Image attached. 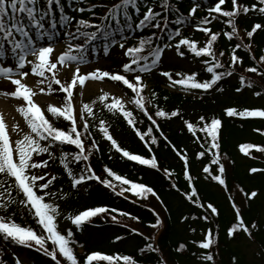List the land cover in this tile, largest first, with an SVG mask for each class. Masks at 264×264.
<instances>
[{"label":"trees","instance_id":"1","mask_svg":"<svg viewBox=\"0 0 264 264\" xmlns=\"http://www.w3.org/2000/svg\"><path fill=\"white\" fill-rule=\"evenodd\" d=\"M117 2L118 0H85V3L79 5L85 8L95 5L93 9L95 16L88 11L72 12L70 8L69 12L77 19H92L99 23V18ZM151 2L154 10L161 13V17L158 18L161 28H156L155 22L143 30L127 29L125 26V31L122 33L117 31L114 38L105 40L98 34L96 40L85 45L84 55L91 58L97 55L105 58L110 50V56L106 59L111 65L107 68L114 70L120 68L123 58L117 47L119 45L111 43L113 39L124 42L126 47H138L141 39L153 38V42L146 45L139 55L147 56L149 59L146 62L150 65L154 59L152 53L157 48L161 51V57L150 71L138 73L141 76L140 84L146 85L142 88L140 97L127 90L124 84L119 86L129 98L130 102L120 100L124 109L132 112L134 124L130 125L121 111H109L105 106L113 102L114 96L107 95L105 101L100 100L103 95L91 97L85 102L92 106L94 112V116L84 117L89 121L88 133H84L83 120L78 121L86 148L84 154L88 155V160L79 162L73 160L72 154L79 151L74 145L55 144L51 149L53 156L49 160L48 167L32 169L31 174H46V180L50 176L56 177L50 188L43 190L53 192L55 196H45V201L58 205V215L55 217L57 230L67 235L68 230L71 229L73 233L71 239L74 241L71 247L77 256L78 264H86L87 256L93 252L114 257L129 255L136 259L138 264H264V171L251 172L252 168L264 169V152L258 150L259 147H264V117L242 118L239 115L229 117L225 111L229 107L238 111L264 110V61L260 60L264 55V14L256 10L264 5L260 4V0H237L239 6L249 7L251 10L245 14L241 7L239 14L231 18L237 27V35L229 40L224 33L231 31V27L226 23L230 18L223 17L219 13L210 15L208 12L218 0H168L172 6L169 11L161 7L163 0H151ZM65 3L67 4V0ZM197 5L199 7L195 15H189L191 8ZM253 5L256 8H253ZM221 7L225 11L232 10L231 0H225V4ZM145 10L142 8V13ZM165 16L166 28L163 20ZM180 16H183L186 22L174 23ZM141 18L142 14L134 15L137 23ZM205 18L211 22L201 24L200 22ZM258 23L262 28L257 29L251 38L247 37V31ZM204 27L210 28L211 32L220 33L212 45L214 55L196 56L187 45L176 47L181 39L194 41L197 48L205 46L210 33L200 30ZM177 30L181 32L179 37L175 36ZM58 32L66 41V33L60 29ZM124 37L127 39L125 40ZM237 43L242 46L236 48ZM168 50H173L174 53L169 55ZM233 51L240 57L237 63H232ZM180 52L184 55H180ZM221 52L224 53L222 56ZM119 61H122L120 65ZM216 61H219L223 67L216 68L215 71L224 72L225 75L208 90L173 84L163 75L164 72H169L173 79L178 80L181 78L178 73L184 76L195 74L197 82H204L211 79L212 73H209L207 68L212 67ZM143 63L145 61H141V64ZM250 68H256V72L248 71ZM228 72L232 74L227 75ZM130 73L128 79L135 81L137 72ZM51 86V93L63 101L59 88L52 83ZM257 92L260 95H256ZM141 97L143 110L135 104V100ZM158 110L169 115L157 116ZM176 110L179 111V115L171 116L170 113ZM149 116L152 117L151 120ZM200 116H204L209 122L213 118L222 121L216 141L219 144L218 149L212 148L211 137L206 132L200 131L203 125V122L199 121ZM47 119L54 126L64 130L71 125L63 117L57 118L52 114H48ZM101 119L105 121L109 134L123 150L146 159L154 157L158 166L153 168L150 165H142L118 152L101 132L99 127ZM186 120L196 125L195 134L188 131L184 123ZM137 131L144 134L143 140L137 135ZM153 137L156 139L155 143H152ZM93 140L95 147H92ZM243 144L258 147L248 149V154H245L240 150ZM63 152L69 153L68 167L77 178L82 174L88 176L95 173L101 180L111 181L115 191L96 179H86L73 187L72 179L60 163ZM201 152L205 155L200 156ZM182 156L187 157V167ZM33 159L34 161L48 159V154L41 156L34 154ZM214 159H218L219 163H212ZM220 165L225 169L222 174L225 181L223 185L212 179L213 175L220 174ZM88 167L92 172L86 171ZM205 167L209 168L208 172H204ZM106 168L132 183L151 187L155 195L149 193L150 200L145 195L137 196L134 191L128 190L131 189V183L123 184L113 176H109ZM164 169H168L171 175L166 174ZM186 172L191 180L185 175ZM0 179H6L5 188L9 184L13 185L10 190L11 199L19 201L23 198L14 186V178L0 176ZM193 187L197 192L194 199L198 203H193L185 194L190 195ZM121 188L126 190L122 195H117ZM253 191L257 195L249 198ZM235 194H239L242 198L241 202ZM0 198H2L0 202H8L9 192L0 188ZM209 203L216 207V214L207 208ZM200 204L204 206L201 207ZM233 204L239 209L245 224L249 226L251 236L243 230H238L229 237L228 230L237 223L236 208ZM95 207H105L109 211L91 217L79 228L68 219L70 215L74 216ZM112 209L117 211H111ZM33 212L34 209L29 211L19 203L9 204L7 210L0 208V215L32 228L38 235L46 236L38 223V217H35ZM113 216L116 217L115 221L112 219ZM205 216L208 217L207 220L204 219ZM157 217L161 223L154 228L152 225L155 224ZM253 223L257 225L254 229L251 228ZM209 232L212 238L209 249H202L194 243L205 240ZM149 243L158 250L147 254L141 253L140 249L145 248ZM247 243L254 247L252 257L246 250ZM181 244L186 248L177 251ZM46 247L51 251L52 243L47 241ZM207 253L213 255V261H205L202 258ZM23 256L25 259L22 258ZM57 258L61 260V264H68L59 253ZM0 264H56V262L45 255L43 250H38V246L19 245L5 240L0 235ZM93 264H108V262L98 260ZM114 264H123V262L117 261Z\"/></svg>","mask_w":264,"mask_h":264},{"label":"snow or ice","instance_id":"2","mask_svg":"<svg viewBox=\"0 0 264 264\" xmlns=\"http://www.w3.org/2000/svg\"><path fill=\"white\" fill-rule=\"evenodd\" d=\"M85 3V0H0V78H6L15 85V90L12 92H3L0 93L5 96H11L17 99L22 98L25 104L20 106L17 111L24 117L27 122V125L30 129L29 134H25L22 139H17L14 144L10 139L7 125L2 115H0V176L5 178H14V186L18 189L19 193L22 194L23 198L19 201L13 200L10 197V190L13 187L12 184H9L5 188L6 179H0V188H3L5 192H9L8 202H0V208L7 210L9 204L19 203L25 208H28L29 211L34 209L32 213L35 217H38V223L43 227L44 231L47 233V236L38 235L32 228L22 226L19 223H16L15 220L11 218H6L5 216L0 215V235L3 236L5 240H10L19 245H24L28 247L38 246V250H43L45 255L50 256L56 264H61V260L57 258V253L60 254L68 264H78L77 256L74 254L73 247L71 245L74 243L72 238L71 229L68 230L67 235L61 234L57 230V224L55 222V217L58 215V205L54 203H49L45 201V196H55V193L50 191H43L50 188L53 181H55V176H50L47 180L45 175L31 174L32 169L47 168L49 160L53 156L51 149L55 144H68L74 145L79 151L72 154L73 160L79 162L81 160L87 161L88 155H85L86 152L84 141L82 140V133L77 130V117L74 115V109L72 104V89L77 85L83 86L88 80H102L105 77H109L112 81L122 82L127 88L131 89L136 93L137 97H140V93L143 87L146 85L140 84L141 76L138 74L140 72H147L151 70V67L159 62L161 57V51L159 48L154 50L152 55L154 59L152 60L151 65L146 61L149 59L147 56L139 55L145 49L146 45H149L153 42V38L149 37L147 40L141 39L139 41L138 47H129L127 48L126 55L131 57L130 63H125L123 65V71L125 73L137 72L135 76V81H130L125 75L119 73L112 74L108 71H100L97 69L95 72H91L87 75H80L79 68L76 69V74L73 76L71 83L61 84L59 79L55 78L53 74L52 79L56 84L60 85V90L66 93L64 98V103L61 107L54 105L48 106V111L55 117H63L64 120L70 121L71 125L67 130H64L60 127L54 126L53 123L49 121L42 112L41 108L34 102L33 97L36 93L31 87L23 82L26 79L30 72L36 76L44 77L46 72H52L57 67V63L63 65L71 63L73 61L84 62L86 60L85 45L90 44L92 41L96 40L98 34L102 36L103 39L109 40L110 37L114 38L117 35V31L124 32L125 26L127 29L139 28L143 30L148 26H154L156 28H161L160 18L161 13L155 11L151 0H118L117 3L113 4L108 8L107 12L99 18V23H96L92 19L80 18L77 19L75 16L71 15L69 8L72 12L85 13L86 11L91 12L95 16L94 8L95 5H92L88 8L79 6L80 4ZM232 10L225 11L222 9V5L225 4V0H218L214 6L208 9L209 14L219 13L223 17L230 18L226 23L231 27V31L225 32L224 35L231 40L234 35H237V27L233 22L232 17H235L239 14V9L242 6L237 4V0H231ZM260 4L264 5V0H260ZM75 5V6H73ZM161 7L165 11L171 10V5L168 0H163ZM192 7L189 15H195L197 8ZM142 8L146 9L142 13ZM253 8H256L253 5ZM251 9L249 7H242L243 13L247 14ZM258 10L260 13L264 14V7H259ZM179 11V9H176ZM142 18L139 19L138 23L134 19V15H141ZM164 27H167V17H163ZM75 21V23H73ZM183 16L177 17L174 23L182 24L185 23ZM211 21L205 18L200 23L208 24ZM261 24H255L250 31H247V37L251 38L257 29H261ZM60 29L67 35L65 43L67 44V50L63 52L56 62H53L52 55L55 52V47L52 44V41L58 40L60 32L56 31ZM74 29V30H73ZM205 33H210V37L207 40L205 46L197 48L194 41H189L188 39H181L179 44L176 46L179 48L180 45H187L188 48L195 53L196 56L201 55H214L212 52V45L220 35L218 32H211L210 28L204 27L200 29ZM181 32L176 31L175 36L179 37ZM126 40L127 37H124ZM113 44H118L121 49L125 48V43L120 40L113 39L111 41ZM242 45L240 43L236 44V48H240ZM248 47V45H243ZM167 47V45H165ZM107 48V46H106ZM75 53V54H74ZM224 53L221 52L222 56ZM180 55H184L183 52H180ZM30 57H35V59H30ZM232 63H237L240 61V57L235 54L233 51L231 57ZM261 61H264V55L260 57ZM4 61H7L11 66H6ZM141 61L145 63L141 64ZM31 65L30 71L28 66ZM133 65L136 67L134 68ZM223 67L216 61L212 67H208L207 71L212 73L211 79L205 80L204 82H197L196 75H187L179 74L180 79H173V76L169 72H164L163 75L168 77L173 84L183 85L191 89H203L208 90L217 84L223 76L224 72H216V68ZM250 72H256V68L248 69ZM231 72H228L227 75H231ZM44 81L41 80L42 84ZM243 82V78H241ZM41 92H44L45 89L41 88ZM52 86L51 83L48 85V92L51 93ZM107 93L100 97L101 101L107 99ZM256 95H260L259 92ZM135 104L141 110L144 109L142 97L135 100ZM109 111H121L124 118L128 121L130 125L134 124L132 118V112L124 109L122 101L118 98H113L111 104L105 105ZM226 114L229 117L239 115L242 118L247 117H264V110L255 109L249 110L244 109L243 111H238L236 108L229 107L226 110ZM85 115L92 117L94 112L92 106L89 104H84L83 108L80 110L79 119L83 120V130L84 133H88L89 121L85 119ZM147 115V112H145ZM157 116H168L169 113H166L162 110L156 112ZM171 116L179 115V111H172ZM150 120L151 116L148 117ZM199 121L203 122L200 131L206 132L212 140V148L218 149L219 144L216 142L218 139V129L222 125V121L218 118H213L211 121H206L204 116L199 117ZM155 123V121H153ZM189 132L195 134L196 125L189 121H184ZM18 125L13 128V131L18 129ZM99 127L104 136L112 142V146L116 148L118 152L130 160L137 161L142 165H150L153 168H156L157 162L155 158L146 159L140 155H133L126 150H123L117 142L109 134L107 127L105 126V121H99ZM151 132V129H149ZM90 134V133H89ZM137 135L140 138L144 139V134L137 131ZM45 142V143H42ZM155 137L152 138V143H155ZM95 141H92V147H95ZM253 147H258L252 144H243L240 146L241 152L248 154V149ZM259 151L264 152V147H259ZM41 156L42 154H48V159H43L40 161H34L33 155ZM200 156H204L205 153H199ZM216 155V153H214ZM68 152H63L60 157V163L64 166L67 171L68 176L72 179V186L76 187L81 184L86 179H96L99 180L106 187L113 188L115 191L114 185L111 181L107 179L101 180L99 176H96L95 173L91 175H80L78 178L73 174L71 168L68 167ZM185 166L187 167V157H181ZM214 164H218V159L212 161ZM87 172H92L91 168L86 169ZM109 176H113L116 180L121 181L123 184L131 183V191L137 196H143L145 193H152L155 195L153 189L143 184L132 183L131 181L125 179L123 176L117 175L111 169H107ZM165 173L171 175L168 169H164ZM209 168L205 167L204 172H208ZM225 169L223 165L219 167L218 175H213L212 179L218 181L221 185L225 184L222 174ZM258 171H264V169L252 168L251 172L256 173ZM187 178L191 180V177L188 176L187 172L185 173ZM175 187V185H172ZM126 189L121 188V191L117 195H122ZM43 192V194H39ZM189 200H192L193 203H198L194 198L197 196L196 189L193 187L191 189V194L185 193ZM245 195H249L245 193ZM256 192H251L250 197H255ZM2 199V198H0ZM231 199V198H230ZM199 206L203 207L204 205L200 204ZM233 207L236 208V205L233 204ZM207 208L211 210L213 214L217 213L216 207L211 203L207 205ZM109 209L105 207H95L90 208L84 211H81L79 214L74 216H69L68 219L71 220L72 224L77 228L88 221L91 217H95L100 213L108 212ZM111 211H117V209H112ZM121 215H128V213H121ZM236 217L237 223L228 230V235L231 237L234 232L238 230H243L244 233L251 236V231L249 226H247L244 220L241 217L240 211L236 208ZM113 221L116 220V217H112ZM205 220L208 219L207 216L204 217ZM161 223L160 219L157 217L155 224L152 227H156ZM257 225L253 223L251 228H256ZM135 231V229H133ZM194 231V230H193ZM117 239H121L117 237ZM47 241H51L52 250L49 251L46 247ZM202 249H209L212 244L211 232L208 233L205 240L194 242ZM186 248L185 245L181 244L177 251H183ZM158 249L154 248L151 243L147 244L145 248H141L140 252L147 254V252H154ZM205 261H213L214 257L212 254L207 253L202 257ZM104 260L108 264H114V262L122 261L123 264H138L137 260L132 256H109L104 255L99 252H93L86 258V264H93L94 261Z\"/></svg>","mask_w":264,"mask_h":264},{"label":"rangeland","instance_id":"3","mask_svg":"<svg viewBox=\"0 0 264 264\" xmlns=\"http://www.w3.org/2000/svg\"><path fill=\"white\" fill-rule=\"evenodd\" d=\"M61 47H55V52L52 55L53 62H56L59 58V56L62 54ZM170 53H173L170 51ZM98 62H103L100 64L102 67H99L100 65H95L93 63L94 67L91 68V70L87 69V66L83 62L73 61V63H67V64H59L57 63L56 71L58 78H62L65 73L73 78V76L76 74V69L79 68L80 75H87L91 72H95L97 69L100 71L103 70V68H107V65H110L106 61H103V59L98 60ZM122 61H119V65ZM104 65V66H103ZM106 65V66H105ZM123 67V64L120 66V68H116L117 70H121ZM25 84H27L29 87L33 89V91L36 93V95L33 97L34 102L41 108V110L46 105H55L57 107H61L49 96L45 95L43 92L40 91V85L38 81H36L34 78H32V75H29L26 79L23 80ZM76 86L78 88H76ZM75 86L74 95L72 97V100L74 99L73 103V109H74V115L78 118V114L81 110V107L83 106V103L89 99L92 96H96L98 94H110L114 95L116 97H122L126 100L125 95L118 90L114 85H112L110 82L106 81L105 79L102 80H88L85 82L83 86L77 84ZM15 90V85L11 83L10 80L6 78H0V93L3 92H12ZM25 102L22 98L17 99L11 96H5L0 94V115L3 116L5 123L8 128V132L10 135L11 141L14 142L17 139H22L25 135L26 130L28 129V125L24 117L17 111V109L20 106H23ZM18 125V129L16 131H13V128ZM145 197L150 200V194H144ZM239 202L242 201V198L239 196V194H235ZM248 242V241H246ZM246 250L248 251L249 255L252 257L254 254V247L252 245H249V243L246 244ZM24 258V256H23Z\"/></svg>","mask_w":264,"mask_h":264}]
</instances>
